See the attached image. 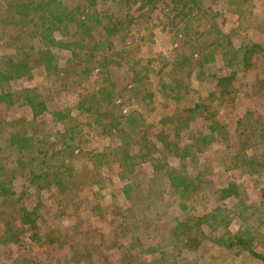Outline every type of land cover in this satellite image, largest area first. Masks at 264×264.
Listing matches in <instances>:
<instances>
[{
    "label": "trees",
    "instance_id": "16d2710c",
    "mask_svg": "<svg viewBox=\"0 0 264 264\" xmlns=\"http://www.w3.org/2000/svg\"><path fill=\"white\" fill-rule=\"evenodd\" d=\"M109 1L114 10L105 8ZM164 1L0 0V248L15 246L7 256L11 264H213L207 246L264 264V186L252 198L232 177L264 169V115L248 108L228 123L212 109L219 99L235 101L238 78L264 51L256 35H264L257 31L264 10L248 6L264 0H229L240 7L241 23L246 13L257 19L238 37L235 30L220 31L218 13L204 10L203 0H170L163 29L181 37L174 60L157 72L163 100L150 93L145 105L127 110L119 94L152 75L141 60L125 61L130 49L114 50L113 39L134 24L135 5L155 8ZM100 4L101 10L91 9ZM195 10H202L205 32L216 33L210 43L193 41ZM38 70L48 77L47 91L25 84ZM203 72L215 79L213 89L203 84ZM120 79L129 80L121 85ZM51 94H72L78 116L51 108ZM18 107L29 108L30 118L13 115ZM149 108L160 113L157 123H147ZM84 119L95 134L119 140L94 153L92 162L127 178L122 187L110 184L111 198L118 194L123 204L114 198L110 217L97 192L88 195L87 212L96 222L81 214L77 190L84 183L71 159L82 150ZM196 121L206 127L191 128ZM142 175L149 178L146 194ZM48 203L55 207L47 209Z\"/></svg>",
    "mask_w": 264,
    "mask_h": 264
},
{
    "label": "rangeland",
    "instance_id": "374dc122",
    "mask_svg": "<svg viewBox=\"0 0 264 264\" xmlns=\"http://www.w3.org/2000/svg\"><path fill=\"white\" fill-rule=\"evenodd\" d=\"M257 1L258 0H256V2ZM169 3L170 0H165L160 6L155 8L146 7L144 9H138L137 5H135L132 10V15L135 18L134 24L129 26V29H126L128 27L126 24V26L121 28V32L113 39L112 48L114 50H118L122 47L125 48V50L130 49V52L125 51L127 54L125 61L131 62L134 60H141V64H139V66H142L143 70H145L146 67V70H150L149 72H151L152 75L151 78L144 81L137 90L135 89L131 92L119 94L122 96L120 98L127 102V105H124L123 107L127 110H129V108L134 109L137 102L147 103L150 100V93H154L156 99H161L159 96L161 88L160 76L157 74V72L166 62L174 60V49L176 48V42H178L181 37L180 34L179 36H176L174 32L172 33L163 29L165 23L168 20V9L166 6ZM114 5L115 3L109 1L107 5L105 4V8L111 6V8L114 10L115 6H117ZM263 5L264 4L260 2L257 5L254 1L248 4V6L255 11L254 13L263 12L264 8H261ZM202 6H204V10L206 8L208 12L211 10L210 14L213 13L214 15L215 13H218L214 22L220 26L221 32L227 33L230 30H235L233 31L236 32L235 37H238L239 34L243 36L245 26H247L250 21L257 20L255 16H251L249 13H246L245 17H248L246 18L247 23H241L239 15L236 14V11L241 10L240 7H236L234 4H229V0H203ZM91 9L101 10L102 5L100 4L91 6ZM201 11L195 10L194 14L190 17L191 20L189 25L193 41L197 43H210L216 33L207 34L205 32V26H207V23L206 21L203 22V20L199 19V16H201ZM115 14L119 15V17L123 16V13L118 11H116ZM211 20L213 19L211 18ZM184 26L185 25H182V28ZM262 29H264V22L262 23V26L257 29V31H262ZM181 30L183 31L184 29H180V31ZM256 35L258 39H262L264 44V35L261 33H256ZM254 63L255 65L252 71L244 73L238 78L235 85L237 95L233 103L224 102L223 99H219L218 102H214L212 104V109H217L220 111L221 115L228 123H233L236 118L235 116H237V114H243L248 108L256 109L257 114L264 115V51L256 55L254 58ZM169 67L170 66L168 65L166 72H168ZM124 70H128V66L124 67ZM119 74L123 77L121 68L117 69V75ZM203 75V84L208 83V89H213L215 79L212 78L207 72H203ZM128 80L129 79H120V83H122L121 85L127 84ZM193 80L194 83L197 84L196 79L193 78ZM25 84H35L40 88L41 91H47L50 88V83H48V77L46 76L44 70H38L35 74L34 81H27ZM54 88H56L55 85ZM48 103L53 109L57 108L64 110L69 117L78 116L75 99L72 94H51L48 99ZM149 110L151 112L150 116L152 117H150L147 123H149L150 120L151 122L157 123L160 118V113L156 109L151 110V108H149ZM12 113L16 117L30 118L31 116V112L27 107H18L14 109ZM67 122L68 124H71L70 119H68ZM83 122V128H85V132L82 134L84 141L83 145L81 144L82 150L71 159L75 162V165L79 170L78 177L80 178L81 182L84 183L77 190L81 203V214L84 217V220L93 219V221L96 222L99 221V219L97 217L95 218L94 216L90 217L87 212L91 202L89 199H87L88 195L97 192L96 196L98 197L99 202L103 207L109 208L107 214L110 217L112 212H114L116 201L122 204V201L120 200L121 197L118 194L111 198L110 194H112L113 189H111L110 184L114 182L116 186L122 187L127 181V178L123 176L119 178L113 173L106 174L104 170L105 167L101 168V164L96 165L92 162L95 159V156L93 155L94 153L101 152L107 148H109V150L111 148H115L119 140L117 138L108 136L106 137L102 134L100 135L99 133L95 134L91 121L84 119ZM159 126L162 127L161 124ZM203 127H206L205 123L196 121V123H194L191 128L201 131L200 129ZM159 129L153 128L152 131L156 132ZM215 146L216 145L211 148H216ZM141 177L144 178L143 187L144 190H146L142 192L146 194L149 191L145 185L149 178H145L143 175ZM232 177L247 187L252 198L257 197V189L264 186V169L258 174L253 175L240 174L239 172L235 171V173L232 174ZM87 178H91L92 180L99 182V185H91ZM209 178L214 180L219 179L215 173H211ZM114 198L116 201H114ZM54 207V204L48 203L47 209L52 210ZM65 220L67 223H70L69 220ZM235 222H238L237 219H235L232 226L233 230L237 228ZM101 226L104 228L103 225ZM153 240L161 241L162 238L160 237ZM15 251V246L11 244H6L4 248H0V264H11L12 261L9 262V260H7V256ZM206 254L207 260L213 264H261L255 262L245 253H240L237 251L221 252L217 248L210 246H207Z\"/></svg>",
    "mask_w": 264,
    "mask_h": 264
}]
</instances>
